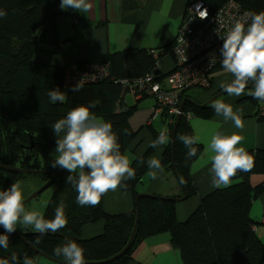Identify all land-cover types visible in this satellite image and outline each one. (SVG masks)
<instances>
[{
	"label": "trees",
	"instance_id": "trees-1",
	"mask_svg": "<svg viewBox=\"0 0 264 264\" xmlns=\"http://www.w3.org/2000/svg\"><path fill=\"white\" fill-rule=\"evenodd\" d=\"M203 1L213 13L226 0ZM235 1L252 13L264 11V0ZM59 2L60 0H0V9L7 13L4 18H0V164L56 171L57 176L51 185L54 189L43 215L46 219L53 218L60 201L67 206L65 228L57 233L44 235L28 233L24 240L13 233L9 239V248H0V258L10 260L11 253L15 252L19 264H23L24 255L33 259L35 264L40 256L36 251L38 250L48 257L63 261L62 257L54 254V249L67 240H74L85 249L87 262H102L115 257L124 249L138 212L135 235L125 252L97 264H129L138 244L148 236L160 233L168 234L171 246L180 252L182 264H264V244L254 228L257 222L249 215L252 200L264 191V182L252 187L249 181L253 174L264 175V149L249 150L254 156V166L249 172H238L232 178L230 186H212L211 191L202 195L190 172V166L201 151L200 146L194 145L197 153L189 157L188 149L177 138L182 134L193 136L188 119L182 115L176 125L173 141L174 166L178 176L175 178L181 189L178 194L140 196L137 204L135 203L134 200L140 193L138 186L147 172V155H144L131 161L136 172L135 178L126 181V188L121 187L133 195L134 205L131 210L108 213L102 208V198L94 207L76 203L75 189L70 183H65L69 173L51 166L53 160L50 159V151L55 143L44 137V127L52 126L79 104L97 101L92 111L112 123L113 130L119 136L120 151L126 155L128 145L135 136L128 118L136 111L137 106H128L123 102L122 89L123 92L127 90L123 81L152 72L157 60L150 49H124L111 54L108 61L102 62L109 65L108 75L103 79L63 88L61 81L65 67L39 62L34 58L58 45L55 8ZM172 47L173 42L168 49L171 55ZM214 69L224 70L221 63ZM157 73L160 74L154 80L163 84V76L167 72L162 73L156 69L155 74ZM54 88L67 94L65 103L50 102L48 92ZM74 88L78 90L73 91ZM221 89L223 87L216 92ZM193 90L194 87H191L182 92V111L189 112L191 117L209 118L214 112L210 105L201 108L189 102L188 99L194 100L190 94ZM139 96L145 98L149 94L143 90ZM247 99L260 106L258 115L264 102L253 99L252 96ZM160 116L167 126L171 142L174 122H167L169 115L166 110L161 111ZM170 142L163 145L161 153V164L166 170H172ZM29 175L32 174L0 169V188L6 189ZM34 175L40 177L42 182L52 177L48 173ZM184 191L187 197L183 200L197 196L198 202L190 214L179 221L176 218V203L179 201L166 197L182 198ZM262 209L264 210V206ZM100 223L101 231L96 234H92L93 230H84ZM27 231L32 232L25 229ZM2 232L3 228L0 227V233Z\"/></svg>",
	"mask_w": 264,
	"mask_h": 264
},
{
	"label": "crops",
	"instance_id": "crops-1",
	"mask_svg": "<svg viewBox=\"0 0 264 264\" xmlns=\"http://www.w3.org/2000/svg\"><path fill=\"white\" fill-rule=\"evenodd\" d=\"M188 1L89 0L91 9L87 13H79L73 9L61 10L59 2L55 8L58 45L35 55L34 58L39 62L66 68L72 63L85 65L87 63L106 62L111 54L124 49H156L161 53L158 61L159 70L162 73L169 72L174 67V60L168 49L171 48V43L181 24V17ZM215 71L218 72L214 74ZM233 79L234 76L231 73L214 69L210 87L198 92L194 96L195 102L204 103L213 97L223 84L231 83ZM251 89L248 88L246 91ZM248 96L250 95L247 93L239 97L229 96L225 93L216 98L230 104L234 112L241 111L244 122L243 129L236 128L231 120L225 121L222 115H217L215 112H212L209 118L194 116L188 119L193 136L198 137L200 141L198 145L201 151L190 166V172L202 195L213 189L210 172V158L213 153L207 150V145L214 132L220 131L225 135L236 133L243 136L244 139L238 146L244 147L247 151L257 148L264 149V117L257 115L260 106L258 107L253 100L247 99ZM145 98H152L153 100H145ZM145 98L132 95L124 98V103L128 106H137L136 111L128 118L130 128L135 136L128 145L126 155L131 161L135 157L147 155L146 175H148L151 170L148 168L147 162L152 158H157L161 162L163 145L152 149H150V145L160 134L156 130V124L162 121V118L160 116L161 111L154 115V98L151 96ZM43 135L55 143L56 139L63 136V133L56 137L52 126H46L43 129ZM55 147L56 144L50 151L52 154L50 158L53 160L56 156ZM168 175L169 170L164 167L163 172H158L157 179L153 180L148 175V180H150L148 189L142 187L138 189V192L163 196L178 194L181 189L176 178V183L172 184L168 190L165 192L161 190L163 182L170 178H166ZM249 181L254 187L264 182V175L253 174ZM19 182L22 185L24 198L44 183L40 177L35 175L24 177ZM134 201L132 193L119 187L102 196V208L108 213L125 212L131 210ZM197 202V196L183 202H177L176 218L182 221L196 207ZM263 206L264 191L252 200L249 211L250 217L257 222L254 224L255 230L264 244V222L261 221ZM101 225V223L96 224L84 230H93L94 233L92 234H96L101 231ZM27 228L24 226L23 231L25 232ZM27 230L31 231L30 228ZM129 264H182V260L180 252L171 246L168 234L160 233L142 240L133 251Z\"/></svg>",
	"mask_w": 264,
	"mask_h": 264
},
{
	"label": "clouds",
	"instance_id": "clouds-1",
	"mask_svg": "<svg viewBox=\"0 0 264 264\" xmlns=\"http://www.w3.org/2000/svg\"><path fill=\"white\" fill-rule=\"evenodd\" d=\"M59 6L61 10L73 9L79 13H87L91 9L89 0H60ZM6 15V11L0 9V18ZM206 16L205 10L200 18ZM221 38V66L234 76L231 83L222 85L224 91L229 96L239 97L245 94L251 82L253 87L247 94L264 102V11L233 18L227 34ZM48 96L52 103L67 101V94L58 88L51 89ZM97 103L89 101L87 104H79L52 125L56 137L61 133L63 136L55 141L56 156L51 166L69 173L65 183H70L75 189L76 203L80 206L98 205L104 194L119 187L126 188V181L134 179L136 175L131 160L120 151L119 136L113 130L112 123L92 111ZM210 107L217 115H222L225 121L231 120L236 128L243 129L240 110L234 112L232 106L221 99L214 100ZM177 138L188 149L189 157L196 155L197 148L194 145L200 142L198 137L182 134ZM243 139L239 134L225 135L220 131L211 136L207 150L213 153L210 172L214 188L230 186L238 172L247 173L253 168L254 156L244 147L238 146ZM169 142L168 129H163L150 146H166ZM147 163L151 170L148 175L153 180L157 179L158 172H163L160 160L152 158ZM66 207L60 201L54 217L46 219L40 212L25 209L19 181L6 189L0 188V227L3 228L0 248H9L10 236L16 232L18 225L30 226L41 235L59 232L67 225ZM84 253L85 249L74 240H67L54 249V254L62 257L64 264H87ZM0 264H19L17 254L12 252L10 260L0 258ZM23 264H34V261L24 255Z\"/></svg>",
	"mask_w": 264,
	"mask_h": 264
},
{
	"label": "built area",
	"instance_id": "built-area-1",
	"mask_svg": "<svg viewBox=\"0 0 264 264\" xmlns=\"http://www.w3.org/2000/svg\"><path fill=\"white\" fill-rule=\"evenodd\" d=\"M205 10L207 16L201 19L200 15ZM249 13L252 12L235 0L224 1L213 13L203 0H189L173 41L171 53L174 67L163 76V84L154 80L155 76L160 74H155V70L159 69V52L150 49L157 60L154 70L142 77L123 81L127 85V90L123 92L122 89V98H125L126 94L140 97L139 93L146 90L156 102L154 115L166 110L169 115L168 123H173L177 114L189 119L191 117L189 112L179 111L182 92L191 87L202 89L210 87L213 70L222 59L221 36L227 34L233 18ZM108 72V63L95 62L83 66L72 63L64 70L61 86L67 88L97 82L106 77ZM258 116L264 117V104ZM262 215L261 221L264 222V210Z\"/></svg>",
	"mask_w": 264,
	"mask_h": 264
},
{
	"label": "water",
	"instance_id": "water-1",
	"mask_svg": "<svg viewBox=\"0 0 264 264\" xmlns=\"http://www.w3.org/2000/svg\"><path fill=\"white\" fill-rule=\"evenodd\" d=\"M253 85L252 84H249L248 85V88H252ZM226 92L224 91V89H221L219 92H217L216 94H214L213 97H211L210 99H208L207 101H205L204 103L202 104H198L196 103L194 100H191V99H188L190 103H193V104H196V105H199L201 108H204V107H207L209 106L218 96L222 95V94H225ZM182 110V102L180 103L179 105V111ZM180 118V115L177 114L175 116V120H174V123H173V127H172V136H171V142H170V148H171V164H172V167H173V171H174V174L176 176V178L178 177L177 176V173H176V170H175V166H174V154H173V141H174V133H175V128H176V125L178 123V120ZM0 169H5V170H9V171H14V172H22L24 174H50L52 175V177H50L48 180H46L43 184H41L37 189H35L30 195H28L26 198H24V204L27 203L28 201H30L31 199H33L34 197H36L38 194H40L43 190H45L46 188L50 187L56 176H57V172L56 171H51V170H44V169H23V168H20L18 166H12V165H5V164H0ZM140 196H155V195H152V194H142V193H139L135 199V203L137 204V199L140 197ZM185 197H187V194L186 192L184 191V197L182 198H174V197H166V199H173L175 201H181L183 199H185ZM138 211V209L136 210ZM137 222H138V212H136V220H135V223L133 225V228H132V232L130 234V237H129V240L127 242V244L125 245L124 249L118 253V255H116L115 257L123 254L125 252V250L128 248V246L130 245L134 235H135V231H136V227H137ZM28 233H35V232H23V233H20L19 231L16 230L15 232V235L20 237L22 240H24V236L27 235ZM34 250H36L35 248H33ZM38 255L40 256H43V257H46L52 261H56V262H59L61 264H64L63 261H59L53 257H48L46 255H44L42 252L36 250ZM115 257H111L110 259H106V260H103L102 262H87L89 264H97V263H103V262H107Z\"/></svg>",
	"mask_w": 264,
	"mask_h": 264
},
{
	"label": "rangeland",
	"instance_id": "rangeland-1",
	"mask_svg": "<svg viewBox=\"0 0 264 264\" xmlns=\"http://www.w3.org/2000/svg\"><path fill=\"white\" fill-rule=\"evenodd\" d=\"M79 64V63H78ZM223 72H226V71H224V70H222ZM218 71H215L214 72V74H216ZM203 90H205V89H202V88H194V92L192 93H190L193 97L194 96H196V92H200V91H203ZM245 93H247V91L245 92ZM129 94H126L125 95V97L126 96H128ZM153 100L152 98H145V100ZM263 105V104H262ZM156 127H157V131H158V133H160L163 129H167V126H166V124H165V122H163V121H159V122H157V124H156ZM52 154H50V156H51ZM51 159V158H50ZM51 160H53V159H51ZM172 169V171H173V167L171 168ZM176 170V169H175ZM172 171L171 170H169V175L168 176H166V178L168 179L169 177V180L168 181H164L163 182V184H162V186H161V190L163 191V192H165L166 190H168L171 186H172V184H174V183H176V179H175V176L173 175V173H174V171H173V173H172ZM149 179V176L148 175H144L143 177H142V181H141V185H139V187H138V189H141L142 187H145L146 189H148V185H149V183H150V180H148ZM53 186H50V187H48V188H46L45 190H43L40 194H38L36 197H34L33 199H31L30 201H28L27 203H25L24 204V207H25V209L27 210V211H36V212H40V213H42L43 214V212H44V209H45V206H46V204H47V202H48V200H49V198L51 197V195H52V192H53ZM212 190V189H211ZM210 190V191H211ZM162 191H160V192H162ZM209 192V191H208ZM143 193H147V192H143ZM153 195H155V194H153ZM156 197H158L159 195H155ZM162 196V195H161ZM183 201H185V200H183ZM183 201H179V202H183ZM262 214V213H261ZM263 216V215H262ZM186 217H184V219H185ZM262 218V217H261ZM183 219V220H184ZM25 228H27V227H25ZM28 228H30V230L32 231V228L29 226ZM27 228V229H28ZM23 229H24V226H22V225H18V227H17V230H21V231H23ZM34 232V231H33ZM61 264V263H59V262H56V261H52V260H50V259H48V258H46V257H43V256H39L38 258H37V260H36V262H35V264Z\"/></svg>",
	"mask_w": 264,
	"mask_h": 264
}]
</instances>
